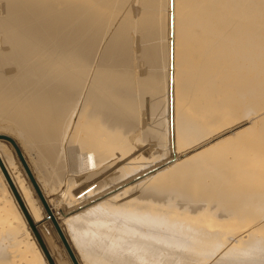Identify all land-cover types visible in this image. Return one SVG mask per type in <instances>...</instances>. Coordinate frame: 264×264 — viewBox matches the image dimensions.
I'll return each mask as SVG.
<instances>
[{
	"label": "bare ground",
	"instance_id": "6f19581e",
	"mask_svg": "<svg viewBox=\"0 0 264 264\" xmlns=\"http://www.w3.org/2000/svg\"><path fill=\"white\" fill-rule=\"evenodd\" d=\"M0 130L56 264H264V0H0Z\"/></svg>",
	"mask_w": 264,
	"mask_h": 264
},
{
	"label": "water",
	"instance_id": "95a60500",
	"mask_svg": "<svg viewBox=\"0 0 264 264\" xmlns=\"http://www.w3.org/2000/svg\"><path fill=\"white\" fill-rule=\"evenodd\" d=\"M0 167H1V169L4 173V176L10 185L11 190L14 193V195H15V197H16V199H17V201H18V203H19V205H20V207H21V209H22L33 233H34V235H35V237H36L38 244L41 246L46 258L48 259L49 264H56L54 257L52 256L50 250L48 249V247H47V245H46V243H45V241H44V239H43V237H42V235H41V233L37 227V224L32 219V217H31V215H30V213H29V211H28V209H27L16 185L14 184V181L12 180V177L10 176L6 166L4 165L1 157H0Z\"/></svg>",
	"mask_w": 264,
	"mask_h": 264
},
{
	"label": "rangeland",
	"instance_id": "374dc122",
	"mask_svg": "<svg viewBox=\"0 0 264 264\" xmlns=\"http://www.w3.org/2000/svg\"><path fill=\"white\" fill-rule=\"evenodd\" d=\"M170 9H172V8L170 7ZM170 12H172V10H170ZM170 41H171V39H170ZM171 117H172V113H171ZM170 119L172 120V118H170ZM171 122H172V121H171ZM170 126H171V127H170V129H171V130H170V134L172 135V133H173V132H172V131H173V127H172L173 125H172V123H171ZM171 132H172V133H171ZM0 133H2V134H6V132L3 131V130H0ZM4 136H5V135H1V136H0V139H1V140H5L6 137H4ZM1 140H0V141H1ZM11 140H12V139H11ZM19 148H20V147H18V149H19ZM170 150H172L171 153H173V152L176 150L173 141H171V143H170ZM171 159H172V158H171ZM3 178H4V177L2 176L1 179H3ZM4 181H5V183H6L7 180L4 178ZM2 182H3V180H2ZM7 182H8V181H7ZM42 210H44V207H43ZM45 213L51 215V213H49V211H47L46 208H45ZM57 236H58V235H57ZM58 239H60L59 236H58ZM55 244H56V243H55ZM57 246H59V245H57ZM50 247H51V246H50ZM51 248H53V247H51ZM65 253H66V252H65Z\"/></svg>",
	"mask_w": 264,
	"mask_h": 264
}]
</instances>
